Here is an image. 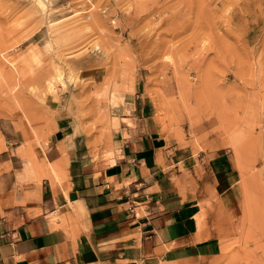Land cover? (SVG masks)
Wrapping results in <instances>:
<instances>
[{
    "label": "rangeland",
    "instance_id": "obj_1",
    "mask_svg": "<svg viewBox=\"0 0 264 264\" xmlns=\"http://www.w3.org/2000/svg\"><path fill=\"white\" fill-rule=\"evenodd\" d=\"M126 101L164 148L227 158L222 197L191 177L209 264H264V0H0V119L26 140L57 114L102 136ZM26 145L23 174L55 175Z\"/></svg>",
    "mask_w": 264,
    "mask_h": 264
},
{
    "label": "crops",
    "instance_id": "obj_2",
    "mask_svg": "<svg viewBox=\"0 0 264 264\" xmlns=\"http://www.w3.org/2000/svg\"><path fill=\"white\" fill-rule=\"evenodd\" d=\"M129 108L116 107L102 136L54 115L37 145L0 119V264H209L217 256L216 239L202 240L196 226L204 196L191 177L210 172L222 197L227 158L164 148L145 118L123 114ZM23 145L55 175L24 176Z\"/></svg>",
    "mask_w": 264,
    "mask_h": 264
},
{
    "label": "bare ground",
    "instance_id": "obj_3",
    "mask_svg": "<svg viewBox=\"0 0 264 264\" xmlns=\"http://www.w3.org/2000/svg\"><path fill=\"white\" fill-rule=\"evenodd\" d=\"M114 86V85H113ZM115 88V87H114ZM114 90V89H113ZM113 93H114V91H113ZM25 168H27V166H25L24 167V169H23V172L25 171ZM25 173V172H24ZM27 173V172H26ZM30 173V172H29ZM25 176V175H24ZM28 176V175H27Z\"/></svg>",
    "mask_w": 264,
    "mask_h": 264
}]
</instances>
